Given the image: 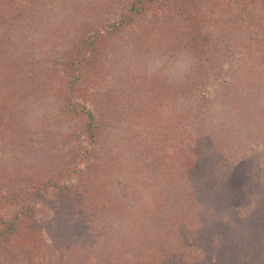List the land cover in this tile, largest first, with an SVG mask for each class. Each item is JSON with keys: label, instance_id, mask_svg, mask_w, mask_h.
<instances>
[{"label": "trees", "instance_id": "1", "mask_svg": "<svg viewBox=\"0 0 264 264\" xmlns=\"http://www.w3.org/2000/svg\"><path fill=\"white\" fill-rule=\"evenodd\" d=\"M204 1L213 7L221 5L219 0H174L169 11L171 17L162 22L156 16L157 24L164 23L168 30L163 36L168 49L181 39L183 46L190 45L195 64L189 75L197 78L181 85L180 91L187 88L191 94L196 93L206 74L203 63L217 59L220 53L213 32L203 29L201 4ZM245 3L241 10L247 9ZM31 4L33 10L36 0H0L1 44L5 42V33L19 28L13 21L20 19ZM145 4L146 0H133L122 12V18L145 14L142 10L146 9ZM174 20L183 25L177 43ZM128 22L126 24H132ZM156 34L151 28L142 30L137 37L139 48L146 46ZM91 43L83 34L75 50L68 53L63 64L69 74L75 75L84 67L85 71L81 73L88 74L93 68L91 64L84 66L81 63L85 59L81 53H90ZM20 55L14 54L10 58L0 55V149L10 152L8 159L0 161V200L18 206L13 215L0 212V264H112L114 260L106 254L115 252H118V264H249L248 256L243 253L257 248L251 238L258 237L260 230L264 231V210L261 212L258 207L263 204L264 197H259V203L245 208L241 200L261 178L250 170L253 159L245 154L231 160L218 181L222 185L217 188L218 184L210 181V165L226 152L206 133L198 135L194 143L183 138L184 144L174 153L155 145L148 156L146 153L150 148L147 147L144 157H138L139 152L130 142L132 135L128 133L126 141L131 146L128 144L120 149L122 154L109 157L103 145V133L112 119L106 115L108 111H102L98 106L94 112L75 100L84 95L87 101L91 98L88 95L94 94L87 89L83 94L77 86L63 89L53 86L46 90L53 80L52 68L47 69L45 80H42V71L37 66L23 65ZM78 78L80 76H76ZM155 78V86L164 89L159 94V106L162 107L163 100L173 91L163 87L159 77ZM169 87L173 88L172 85ZM52 96L59 100L57 112H44L42 117L36 118V105L33 104ZM148 100L149 96L143 100V95L137 92L130 99L127 95H118V101L112 105L114 110L126 106L139 117L146 114L143 109L152 112L153 117L160 116L154 106L150 108ZM98 103L99 99L92 98L94 107ZM67 114L85 120L81 132L53 128V121ZM154 122L159 127L158 120ZM76 134L86 135L93 144L81 154L87 159L82 160L81 165L60 166V143ZM161 139H166L163 132L152 137V142ZM40 150L46 152L40 155ZM51 150L58 160L47 155ZM148 158L164 174L174 170L177 164H183L177 171L182 170L188 182L183 192L188 186L197 184L199 190L202 189L201 195H193L195 191L190 190L186 198L196 197L201 208L184 212L173 210L171 214L165 211L171 187L167 189L165 175L161 179L149 176ZM58 171L75 173L79 182H61ZM206 179L208 184H205ZM119 186L123 187L121 194L117 191ZM206 187L212 189L206 191ZM49 191L54 199L49 202L53 216L42 225L36 219L38 209L33 200H46ZM161 216L162 222L150 224L153 217ZM92 221L105 226L98 231ZM45 229L52 236L51 244L45 239ZM239 229L249 231L241 234ZM94 230L98 231L97 237L105 241L110 237L111 244L104 248L93 247ZM242 238H245L244 242ZM146 240L147 245L144 244Z\"/></svg>", "mask_w": 264, "mask_h": 264}, {"label": "rangeland", "instance_id": "2", "mask_svg": "<svg viewBox=\"0 0 264 264\" xmlns=\"http://www.w3.org/2000/svg\"><path fill=\"white\" fill-rule=\"evenodd\" d=\"M132 1L36 0L33 10L31 4L20 19L13 21L19 28L5 33L4 44L0 43V55L10 58L14 54H21L23 65L37 66L42 71V80H45L47 69L52 68L53 80L46 90L53 86L62 89L77 86V90L81 88L83 94L85 89L93 93L94 95H88L91 98L87 101L84 100V95L76 97L75 100L94 112L98 110V106L102 111H108L106 115L112 119L107 130L109 133H103V145L104 152L109 157L122 154L120 149L131 144L126 141L128 133L132 135L130 142L134 143V148L139 152L138 157H144L147 147L150 149L146 154L150 156L149 153L153 152L155 145L168 153H174L184 144L181 142L183 138L194 143L196 141L193 140H197L198 135L206 133L226 152L220 154L210 165V181L218 184L231 160L246 154L254 160H251L253 165L250 170L261 175V178L241 200L244 208L254 202L259 203V197H264V0H255L252 4L251 0H219L221 5L214 7L210 2H202L203 29L213 32L220 53L217 59L212 58L203 63L206 74L194 94L187 92V88L180 91L181 85L197 78L189 75L195 64L190 45L186 43L183 46L180 43L182 39L178 42L179 35L183 33V25L173 21V32L177 35L175 42L178 43L168 49L163 38L168 31L166 25L156 22V16L162 22L171 17L169 11L173 8L174 0H146V9H142L145 14L137 13L123 19L122 12ZM244 2L247 9L241 10ZM127 22L132 24H126ZM150 28L157 34L140 49L137 37L142 30ZM83 34L92 43L89 47L90 53H81L85 58L81 63L84 66L91 64L93 68H90L88 74L81 73L85 71L84 67L81 72L72 75L65 69L63 61L78 46ZM76 76L80 78L76 79ZM155 77L160 78L163 87L168 91H173L163 100L162 107L159 106V94L164 89L155 86ZM169 85L173 88H168ZM137 92L143 95V100L149 96L150 108L154 106L160 116L153 117L152 112L143 109L146 114L139 117L136 111L126 109V106L124 109L114 110L112 104L118 101V95H127L130 99ZM92 98L99 99L95 107ZM39 101L33 104L36 105V118L42 117L44 112H57V96L44 99L40 103ZM61 117L60 115L57 121H53V128L81 132L85 120L69 114ZM156 120L161 129L156 127ZM161 132L166 139L152 142V137L159 136ZM92 145L86 135L76 134L69 137L68 141H62L58 154V157H62L60 166L81 165L82 160L87 159L81 154ZM40 151V155L46 152ZM47 155L58 160L53 150L48 151ZM9 157V151L0 149V161ZM148 161L149 176L161 179L165 175L167 189L171 187L165 211L168 210L171 214L173 210L184 212L201 208L196 197L186 198L190 190L195 191L193 195H201L202 189L199 190L197 184L188 186L183 192L188 182L182 170L177 173L183 164H177L174 170H167V174H164L158 171V166L150 158ZM58 172L63 183L79 182L73 172ZM205 184H208L207 179ZM121 188L123 187L117 188L120 194ZM211 189L206 187V191ZM50 192L46 200H33L38 209L36 219L42 225L53 216L49 202L54 199ZM262 202L263 204H258L261 212L264 210V200ZM17 211V205L0 200L2 214L9 216ZM107 217L112 220L111 216ZM161 218L162 216L155 219L153 217L150 224L162 222ZM93 224L98 231L105 226L101 222ZM98 231L92 232V246L104 248L106 244H111L110 237L107 241L97 237ZM239 231L244 234L249 230ZM43 233L46 241L51 244L50 232L45 229ZM251 240L257 248L243 254L248 256L249 264H264V231L260 230L258 237ZM115 241L118 242L116 239ZM244 241L245 238H242V242ZM146 242L148 241L144 244ZM136 250L133 252L137 253ZM106 257L114 260L112 264H118V252L107 253Z\"/></svg>", "mask_w": 264, "mask_h": 264}]
</instances>
